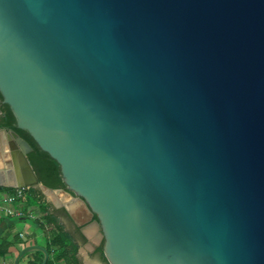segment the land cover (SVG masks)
I'll use <instances>...</instances> for the list:
<instances>
[{
    "label": "water",
    "instance_id": "obj_1",
    "mask_svg": "<svg viewBox=\"0 0 264 264\" xmlns=\"http://www.w3.org/2000/svg\"><path fill=\"white\" fill-rule=\"evenodd\" d=\"M0 97L107 264H264V0H0Z\"/></svg>",
    "mask_w": 264,
    "mask_h": 264
},
{
    "label": "trees",
    "instance_id": "obj_2",
    "mask_svg": "<svg viewBox=\"0 0 264 264\" xmlns=\"http://www.w3.org/2000/svg\"><path fill=\"white\" fill-rule=\"evenodd\" d=\"M0 128L14 131L22 140H24L31 148V151L27 154V160L37 178L38 183L43 187L52 190H62L69 193L62 182L59 166L52 160L46 153L42 152L31 137L24 131H20L15 128L14 118L8 108V106L1 104L0 97ZM14 190L9 188L0 187V194L8 195ZM27 197L26 200L30 199L31 205L27 203L22 204L19 208L25 210V208L37 207L40 216L38 218H30L27 214L20 218H11L9 226H12L16 221H28L33 227L35 233L42 236L45 249L48 253V259L45 264H56L61 262L62 264H80L76 257L77 249L79 244H84L86 241L80 233V228L74 230H68L64 224L59 220L58 216L49 211V204L43 203V195L36 189L24 190L22 200ZM34 203V205H33ZM18 208V209H19ZM22 210V211H23ZM25 213V212H24ZM67 221L73 226V223L64 210L59 212ZM96 218L93 216V221ZM11 227V228H12ZM11 230H9L10 232ZM77 238H76V236ZM10 236L5 235L0 241V258L3 259L7 255L9 247L12 245L8 242ZM19 236H13V243H20ZM103 242L95 250V254L99 255L101 261L104 264L106 260L102 253ZM22 259H27L28 264H40L42 261V254L39 252H32L25 255Z\"/></svg>",
    "mask_w": 264,
    "mask_h": 264
},
{
    "label": "crops",
    "instance_id": "obj_3",
    "mask_svg": "<svg viewBox=\"0 0 264 264\" xmlns=\"http://www.w3.org/2000/svg\"><path fill=\"white\" fill-rule=\"evenodd\" d=\"M15 184H16V182H15V178H14V172H13V168H12V165L10 162V157L8 156L7 146H6V142H5V136H4V134L0 133V187L15 190L16 189V188H14ZM3 195L4 194L1 193L0 198ZM59 196L60 197H58L59 200L57 202L48 200L47 198H45V199L43 198L42 204H49V206H50L49 211L53 212V214L58 216V218L61 222H62V219H61V214L59 213L60 210H64L68 214L69 217L76 219V217L73 214H71V212L74 211V209L78 208L80 206V204H83V203L80 202L79 200H76L74 202H70L68 196H66L65 194H59ZM62 200H63V203L65 202L64 204H67L66 201L68 202V204L65 206H61V205L57 206V203L58 202L62 203ZM19 209L21 212H23V215L27 214L30 218L34 219V218H38L40 216L39 211L36 208L34 209V208L30 207V208H25V210H23L21 208H19ZM84 210H85L84 213L86 214V216H88V211H87L86 206H85ZM88 220L90 221V223L87 224L86 226H91V227H89L90 231H88V232H83L81 230L82 229L81 225L83 223L77 222L79 227H80V233L84 237L86 242L84 244H81V243L79 244V246L83 245L85 250L83 252L79 251V246H78L76 257L78 260H80V258H81L83 260L82 261L83 264H103V263H99V262H93L90 259L91 256H93L95 254V250L100 245V237H99V233L96 231V229L98 230L97 226L91 225V223H93V220L92 221H91V219H88ZM10 222H11V217L2 216V214L0 213V241L5 235H8L10 237L7 240H8V242H10L12 244L7 251V255L3 259L0 258V264H13L16 256L19 253V251L26 246L37 245V246L45 248V243H44L42 236L40 234L37 235L34 230L27 234V233H25L24 230L16 229L15 224L19 223V222H24V220L16 221V223L13 225V227L9 226ZM95 227H96V229H95ZM9 230H11V231L9 232ZM15 235L19 236V239H20L19 242L20 243H13V236H15ZM37 241H41V243H38ZM87 242H88L89 247H85V244ZM19 264H28V260L27 259H21L19 261ZM56 264H62V263L59 262Z\"/></svg>",
    "mask_w": 264,
    "mask_h": 264
},
{
    "label": "rangeland",
    "instance_id": "obj_4",
    "mask_svg": "<svg viewBox=\"0 0 264 264\" xmlns=\"http://www.w3.org/2000/svg\"><path fill=\"white\" fill-rule=\"evenodd\" d=\"M44 194H45V196L43 197L44 199L45 198H47L48 200H51V201H54V202H57L58 200L55 198V196H52V195H50V194H48V193H46V192H44ZM49 196H50V199H49ZM58 196H59V194H58ZM27 199V197L25 196V198L22 200V199H18V200H16L15 202H13L12 204V206H13V208H12V210L14 211H18V210H20V209H17V208H19L22 204H25V203H27L28 205H31L32 204V202H30L31 200L30 199H28V200H26ZM33 205H34V203H33ZM31 208H36L37 209V207H31ZM85 209V206H84V204H80V206L78 207V208H76V209H74V211H72L71 212V214H73L75 217H76V220H77V222L78 223H83L82 225H81V227H82V231L83 232H88V231H90V228L89 227H91V226H86L87 224H89L90 223V221L88 220V217H86V214L84 213V210ZM0 213L2 214V216H5V213L3 212V211H0ZM15 226H16V229H19V230H24L25 231V233H29V232H32L34 229H33V227L31 226V224H29V222L28 221H24V222H19V223H16L15 224ZM95 229H96V227H95ZM96 231L98 232V230L96 229ZM37 235H38V233H36ZM38 243H41V241H37ZM100 244H101V241H100ZM85 247H89V245H88V242L85 244ZM85 249H84V247H83V245H80L79 246V251H81V252H83ZM85 256V255H84ZM93 262H99V263H103L102 261H101V259H100V257H99V255H97V254H94L93 256H91V258H90ZM82 259L80 258V260H79V263L80 264H83L82 263ZM104 264V263H103Z\"/></svg>",
    "mask_w": 264,
    "mask_h": 264
},
{
    "label": "built area",
    "instance_id": "obj_5",
    "mask_svg": "<svg viewBox=\"0 0 264 264\" xmlns=\"http://www.w3.org/2000/svg\"><path fill=\"white\" fill-rule=\"evenodd\" d=\"M24 190L25 189H15L11 194L1 196L0 211H3L5 213V216L11 218H20L24 216L23 212H21L20 210H12V203L23 197Z\"/></svg>",
    "mask_w": 264,
    "mask_h": 264
},
{
    "label": "flooded vegetation",
    "instance_id": "obj_6",
    "mask_svg": "<svg viewBox=\"0 0 264 264\" xmlns=\"http://www.w3.org/2000/svg\"><path fill=\"white\" fill-rule=\"evenodd\" d=\"M36 190H38L39 191V189H36ZM40 193H41V191H39ZM42 194V193H41ZM43 195V194H42ZM88 211V210H87ZM89 216V217H88ZM88 216H86V217H88V219H91V221L93 220V215L88 211ZM61 219H62V222H63V224H64V226H65V228L66 229H68V230H74V227L75 228H80L79 227V225H78V223H77V220L76 219H73V218H71L70 217V219H71V221H72V223H73V226L67 221V219H65L62 215H61ZM76 236V235H75ZM76 238H77V236H76Z\"/></svg>",
    "mask_w": 264,
    "mask_h": 264
},
{
    "label": "bare ground",
    "instance_id": "obj_7",
    "mask_svg": "<svg viewBox=\"0 0 264 264\" xmlns=\"http://www.w3.org/2000/svg\"><path fill=\"white\" fill-rule=\"evenodd\" d=\"M46 193H48V192H46ZM48 194H50V193H48ZM58 194H59V193L50 194V195L55 196V198H56L57 200H59L58 197H60V196H58ZM49 199H50V196H49ZM62 203H63V200H62ZM64 203H65V202H64ZM66 203L68 204L67 201H66Z\"/></svg>",
    "mask_w": 264,
    "mask_h": 264
}]
</instances>
